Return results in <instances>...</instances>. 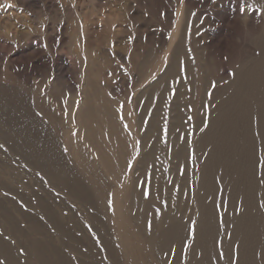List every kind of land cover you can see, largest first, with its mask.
I'll list each match as a JSON object with an SVG mask.
<instances>
[{"label":"rangeland","instance_id":"1","mask_svg":"<svg viewBox=\"0 0 264 264\" xmlns=\"http://www.w3.org/2000/svg\"><path fill=\"white\" fill-rule=\"evenodd\" d=\"M187 14L206 87L160 79ZM263 48L264 0H0V264H264Z\"/></svg>","mask_w":264,"mask_h":264},{"label":"bare ground","instance_id":"2","mask_svg":"<svg viewBox=\"0 0 264 264\" xmlns=\"http://www.w3.org/2000/svg\"><path fill=\"white\" fill-rule=\"evenodd\" d=\"M192 22L193 20H192L191 15L187 14L186 22L184 24L185 27H184V31L182 32L181 39L174 47L171 62L169 66L166 68L164 74L161 76L160 79L161 80H164L165 78L170 79V78H173L177 74L178 76H181V77L185 76L186 79L191 83L199 81L201 84H203L204 87H206L207 84H209L208 77L205 72L206 68L203 67L201 64L199 65V63L197 64L198 62L197 60L199 59L191 57L190 54H191L192 49L190 46L187 45V42H186L187 38H191L192 45L194 48H196V43L193 44V40L196 36V33H195V26L194 24L192 25ZM201 56L203 57V54H201ZM247 65L248 64L244 62L242 66L235 71L236 77L233 78V80L232 79L230 80L231 86H235V89L237 90L236 94H238L240 91H242L247 86L248 77H251V76L254 77V71L257 68V63H255L254 65L253 63L252 65H248V66ZM195 67L198 68V70L201 69L204 71V73L202 72L203 75L202 76L200 75L201 76L200 79L196 75V72L198 70L196 69V72H195ZM231 86L229 87L231 88ZM231 89L229 91H231ZM213 96H216V94L213 93ZM26 115L28 116V117L26 116L27 122L23 123V125L19 122V120L9 121L8 126H7L8 133L15 132L18 134H22L26 138H29L28 140L29 147L33 149L34 151H36L38 154H40L42 148L49 150V146L53 147V144L49 145L47 141L45 143V146L42 147L41 142L37 139L38 138L37 133L43 139H46V136H48V140H51L52 138L51 134L54 132L55 129H52L46 125H40L39 127H37L36 122L33 119L29 118L30 115L28 114ZM84 126L86 129L85 133L88 137H90L92 140H95L96 142H104V136L99 134L94 129L93 125H91V122H87ZM72 176H73V173L72 175H69V177L71 178ZM69 177L67 179L71 181ZM61 181H64V179ZM92 186H93V189L92 188L91 189L95 193H90L89 196L91 200L93 202H97L101 207H103V195H102L103 185L102 183L99 180H94L92 181ZM125 217L115 219L116 225L118 229L120 230L121 237H119V241L124 247L134 244L136 247L134 254L137 256L140 252V248L138 246L140 247H143V246L141 242L135 243V241H133L131 237L129 236L128 232H130V224H129L128 219H126ZM126 244H130V245H126Z\"/></svg>","mask_w":264,"mask_h":264}]
</instances>
